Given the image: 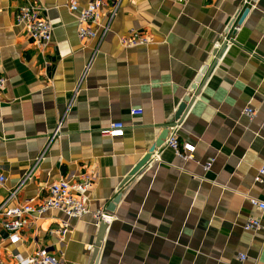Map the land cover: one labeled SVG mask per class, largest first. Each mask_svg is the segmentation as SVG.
Masks as SVG:
<instances>
[{
    "label": "crops",
    "instance_id": "1",
    "mask_svg": "<svg viewBox=\"0 0 264 264\" xmlns=\"http://www.w3.org/2000/svg\"><path fill=\"white\" fill-rule=\"evenodd\" d=\"M90 1L0 0V76L7 79L0 199L16 190L13 205L41 200L61 178L92 175L91 210H106L121 195L96 264H264L262 232L243 230L251 217L264 227V212L247 200L264 202V182H256L264 166V0H104L107 31L94 26L99 37L80 40L69 5L81 10ZM27 3L52 25L44 48L16 23ZM132 33L150 43L123 48L119 37ZM186 98L191 104L174 122ZM245 108L255 111L252 120ZM117 121L124 136L104 137ZM165 128L167 139L194 146L193 158L177 157L166 139L120 188ZM64 221L61 212H47L16 243L0 222L1 258L13 264V254L39 247L65 264H92L99 224L91 216L72 221L60 242L48 230Z\"/></svg>",
    "mask_w": 264,
    "mask_h": 264
},
{
    "label": "built area",
    "instance_id": "2",
    "mask_svg": "<svg viewBox=\"0 0 264 264\" xmlns=\"http://www.w3.org/2000/svg\"><path fill=\"white\" fill-rule=\"evenodd\" d=\"M175 2L186 6L190 0H174ZM105 6L104 0H91L87 6L79 10L76 2L69 5V10L74 13L77 22V35L80 40H91L99 37L98 32L93 29L94 26L100 27L103 34L107 27L100 24L101 9ZM40 9L31 3H27L16 13V23L22 27L25 33L31 38L38 48H44L52 39V25L42 18ZM119 43L123 48H134L137 46L147 45L150 40L136 33L128 36L119 37ZM7 85V79L0 76V94ZM142 114L141 109L130 110V115L139 116ZM243 114L252 120L255 111L251 108H245ZM57 134V132H56ZM125 134V126L122 122H113L105 130L104 137L111 139L122 138ZM177 157L182 160L193 158L195 150L192 144L180 145L175 136L169 137L166 141ZM212 161L205 165L204 170H209ZM6 181L5 177L0 174V187ZM257 183L264 182V166L257 173ZM94 184L92 175L84 174L80 178L68 177L61 178L51 183L47 187V193L41 200L29 199L22 203L13 205L16 201L17 192L14 190L4 199H0V222L3 230L6 232L8 239L12 243L20 241L21 231L29 226L34 220L50 211L61 212L66 221L62 222L57 229L48 230V234L62 242L64 237L73 228L72 221L78 222L85 216H91L95 225L101 222L108 223L112 216L105 209L91 210L89 206V193ZM248 202L260 213L264 212V202L253 197H247ZM246 232H262L264 237V227L260 218L251 217L243 225ZM13 264H65L60 257L52 254L46 248L36 247L31 253L22 256L13 254L11 256ZM239 260L244 262L246 256H239ZM0 264H6L0 256Z\"/></svg>",
    "mask_w": 264,
    "mask_h": 264
},
{
    "label": "water",
    "instance_id": "3",
    "mask_svg": "<svg viewBox=\"0 0 264 264\" xmlns=\"http://www.w3.org/2000/svg\"><path fill=\"white\" fill-rule=\"evenodd\" d=\"M248 12H249V8H245L242 11V13H241V15H240V17H239V19L237 21L238 25L242 23V21L244 20V18L248 14ZM222 50H223V46L220 47L217 51L213 52L214 56L215 57L218 56L221 53ZM210 68L208 70H205V71L202 72V74H205V77L210 72ZM194 90L197 93L198 88L194 89ZM190 104H191V99H187V98L182 103H180V105L178 106L177 111L175 112L174 117H173V121L174 122H177V121L181 120L184 117V115H185L186 111L188 110ZM172 124L173 123H171L170 125H172ZM168 134H169V130L167 128H165L163 130V132L160 134L159 138L156 140L155 144L153 146H151V148L149 149L147 154L131 170V172L128 174V176L126 178H124L120 188L125 190L128 187V185L131 183L133 177L136 176L139 173V171L148 163V161L150 160V157L153 154V152L155 151V149L161 147L164 144V141L167 139ZM120 197H121L120 194H117L114 197V199L108 205V208H106L107 212H109V213L114 212L116 205L120 201ZM106 228H107L106 223L101 222L99 224L98 235H97V239H96V242H95V245H94V250H93V255H92V264H96L97 256H98L99 249L101 247V244H102V241H103V238H104V234H105ZM5 235L7 236V234H5Z\"/></svg>",
    "mask_w": 264,
    "mask_h": 264
}]
</instances>
